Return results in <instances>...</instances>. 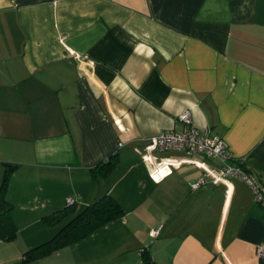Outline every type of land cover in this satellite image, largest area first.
Instances as JSON below:
<instances>
[{
	"label": "crops",
	"instance_id": "0c3cea01",
	"mask_svg": "<svg viewBox=\"0 0 264 264\" xmlns=\"http://www.w3.org/2000/svg\"><path fill=\"white\" fill-rule=\"evenodd\" d=\"M186 108L264 185V0H0V184L19 164L0 264L50 239L41 218L68 198L105 194L121 218L30 264H146L144 248L152 264H264V206L244 181L192 188L203 169L184 160L219 163L174 149L158 156L180 163L150 177L137 149L182 132Z\"/></svg>",
	"mask_w": 264,
	"mask_h": 264
},
{
	"label": "built area",
	"instance_id": "2783aa9c",
	"mask_svg": "<svg viewBox=\"0 0 264 264\" xmlns=\"http://www.w3.org/2000/svg\"><path fill=\"white\" fill-rule=\"evenodd\" d=\"M177 118L185 126L182 132L163 130L150 137L145 146L137 149L141 159L148 167L150 177L155 182H159L171 172V166L180 163L174 158L159 157L158 153L164 150H182L189 155L200 154L203 158L216 160L219 164L216 167H210L202 160H184L203 169L202 175L191 184L192 188H197L206 181L218 184L225 182L230 177H236L251 188L256 201L264 206V185L242 166V160H237L235 163L231 162L234 157L226 142L220 137L203 133L196 128L192 123L189 108L182 110ZM72 203H75V200L71 197L68 198L66 204ZM158 232L159 228L151 230L150 235L155 237ZM257 255L264 258V243L258 246Z\"/></svg>",
	"mask_w": 264,
	"mask_h": 264
},
{
	"label": "trees",
	"instance_id": "16d2710c",
	"mask_svg": "<svg viewBox=\"0 0 264 264\" xmlns=\"http://www.w3.org/2000/svg\"><path fill=\"white\" fill-rule=\"evenodd\" d=\"M117 163V155H112L108 160L98 163L92 169L93 177L107 175L117 166ZM3 165L4 171L0 184V239L11 241L16 237L17 229L11 218L12 204L6 198V189L11 175L19 164L4 162ZM123 215L124 209L110 194H105L81 208L77 207L76 202L66 204L42 216L41 219L46 225L57 227L56 232L47 241L25 250L16 264H30L58 249L74 244ZM142 255L146 264H152L146 254V248L142 249Z\"/></svg>",
	"mask_w": 264,
	"mask_h": 264
}]
</instances>
